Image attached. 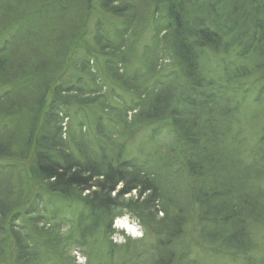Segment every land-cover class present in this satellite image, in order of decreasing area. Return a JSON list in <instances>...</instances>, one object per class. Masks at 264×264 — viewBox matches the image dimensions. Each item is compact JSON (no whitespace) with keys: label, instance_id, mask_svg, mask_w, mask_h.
<instances>
[{"label":"trees","instance_id":"obj_1","mask_svg":"<svg viewBox=\"0 0 264 264\" xmlns=\"http://www.w3.org/2000/svg\"><path fill=\"white\" fill-rule=\"evenodd\" d=\"M102 1L105 3L103 5L107 6L113 0ZM177 1L183 9L181 0H175L176 4ZM183 1L185 2V0ZM47 2H51V0L28 1L26 8L44 5L29 11L30 13L26 12V14L25 12L21 14L20 10L17 9L18 7L10 10L11 13L6 10L3 16L4 21L11 19L14 23L20 18L23 24L14 31L11 38L6 37L4 45L0 46V120L2 115H7L8 128L13 123L16 128V125L21 124V120L26 119V132L29 133V142L27 149H22V153L16 155L29 160L31 179L35 178L34 171L37 172L41 176V180L48 181V187L45 190L52 193L49 197L57 196L61 201L64 190L69 193L71 191L77 193L80 190L84 193V191L96 189L99 197L94 203L101 202L102 205H96V208L90 205L85 213L86 216L96 213L92 219L95 227L104 226L103 228L106 229L108 224H112L115 218L121 217L126 211L136 216L145 230H152L155 233L156 242L150 248L151 252L155 254L152 264H201L191 257V249L187 248L183 253H179L177 249L178 241L186 236L189 225L194 228L196 241L199 239L203 246L209 247L208 252L214 258L221 257L222 260H225L224 252H241L245 249L242 245L250 247L246 244L248 232L245 225L249 224L250 221L259 220V218L264 221V189H248L251 177L264 176V166L261 168L257 166L260 162L264 163V135L259 137L261 145L256 150L248 148L245 139L240 136L244 130L240 127L239 133H234L233 114L228 113L224 108H229L228 102H218L219 99L216 101L213 99L214 101L208 100V103H212L211 105L201 104L198 106L194 99L202 87H207L209 91H214L218 87L216 80L210 76L217 72L222 65L225 71H229V75L236 71L233 68L236 61L224 65L222 63V59L226 60L224 57L216 61L217 67L212 65L213 62L207 64L203 55L197 56L196 50L200 44L206 46L204 50H209L213 46L214 51H222L224 44L220 42V34L213 32L214 30L205 23H200L197 28L189 25L187 20L189 17L185 16L187 18L185 19L179 6L173 7L174 5L170 1L165 0L164 5L170 8L169 11L165 9L168 14L165 11L166 14L163 13L164 15L156 14L152 17V26L158 34L153 36L151 46L159 49L160 47L153 43L161 42L164 44L165 49L155 52V55L157 52H161L164 56L155 62L152 59L147 64V70L144 74L146 81L142 86H139L140 89L135 85L134 87H127L129 91L135 92L137 90L138 92L135 93L134 99L124 104L125 109L120 110V112L118 108L115 109L117 116L118 113L122 112V115H119V122H122L120 121L122 116L123 121L126 122L129 112H137L138 110L141 114H138L137 120L127 128L121 127L118 123L109 128L107 125L112 119L108 118L106 125L102 120L103 118L97 114V118L93 117V125H96L94 141L85 139L87 136L82 133H76L80 134V137H77L75 142L73 141L74 146L72 147L70 139L68 140L66 137L67 133L64 135L62 127L58 124V119H61V116L66 115L69 111L63 102L62 95L69 97L70 94L77 96L89 94V87L81 83L84 77L82 74L86 69L81 72L79 62L74 61L73 57L70 62L68 60L69 55L67 56L70 51L68 52L67 48L64 47L59 56L56 52L54 53L55 59L50 61L46 59L47 63L45 64L48 67L39 71L28 68V73L42 74V77H47L49 80L57 75L61 81L58 80V83H54L55 85L52 87L54 97H52L49 107L45 108L44 118L40 120V117L34 113L35 106L29 109L21 104L17 105L12 96L13 93L19 94L23 88L21 86L22 76H24L22 72L27 63L21 61L10 63L9 60L5 62L10 55H13L11 49L22 35L23 28L33 24L37 18L43 15L44 9L49 8ZM84 2L85 0H82V3ZM123 21L120 24L121 27L122 23L123 26L127 24ZM182 24L186 25V30L183 29ZM100 29L99 26L97 33L99 38L102 37ZM166 31L172 35V42L168 36L165 39L164 35H160ZM84 33V27L80 26V31L75 32L71 39L77 34L73 41L81 40L85 35ZM109 42H112V39H109ZM168 42L171 44L167 45ZM167 46L176 49L175 53H179L178 56L180 57L185 55L189 58L188 54L194 56L191 69L188 68L189 73L186 74L188 71L185 73L189 77L186 86L182 84L179 88L180 93L177 91L168 95L162 91L165 81L169 79L167 76L170 75V73H165L170 64L163 63L166 60L165 53L170 51L166 48ZM151 47L146 49L150 53H152ZM85 51L86 56L83 60L88 61L87 56L91 54V51L88 49ZM240 55L247 56L244 52H241ZM68 70L71 74L67 73ZM67 74L69 75L66 78L65 75ZM96 76L97 74H93V78L96 79ZM152 76H154L153 79L147 80L148 77ZM259 85L261 88L258 98H262L264 95V76ZM203 91L206 92L205 89ZM46 92L47 90L42 94L47 98ZM205 94L208 95V93ZM45 97L41 96L38 106L41 105L42 101L45 102ZM107 102L110 101H99L102 110L108 111L106 109L114 105ZM86 105L84 110L83 107H81L82 110L80 109L82 116L90 114V109L87 108L89 105ZM5 106H8L6 111L3 108ZM28 115H32L33 118L30 120ZM6 118L2 119L5 120ZM14 119L17 120L14 121ZM4 120L0 121V128L7 124ZM82 122H86V120ZM148 124L151 125L148 127V141H145L152 147L149 145V150L143 153L144 157L138 159L137 156L139 155L132 154L126 143L130 137L136 135L138 130L143 129V126ZM3 142H7V146H5L7 152L1 156L9 158L15 154L14 149L12 150L13 144L8 143L9 141ZM162 148L164 151L161 153ZM246 148L251 154L250 162L242 158L243 149L246 150ZM156 155H158L157 158H155ZM182 164L191 174L188 181L181 179L180 175L182 176V174L178 173L182 170ZM117 186H121L120 190ZM134 191H136L138 198L127 202L124 196L130 195ZM113 193H115L114 196H112ZM26 199L12 201L10 196L6 199L4 193L0 194V264H9L7 257H5L8 244L5 239L8 227L5 225L7 217H10L7 220L10 231L17 233L25 231L27 235L26 237L19 236L16 239V246L20 252L15 255L17 258L15 264H31V251L35 253L33 256H36L38 249L31 246H34V240L38 239V235L34 234L35 231L30 229L29 224L18 223L23 219V212L30 213V210L24 206ZM50 204L52 202L48 205ZM20 207L25 208L21 213L16 211V209L20 210ZM14 209L15 212L11 214ZM159 213H162L160 219H158ZM41 218L34 215L28 217L27 221L33 226L39 224L37 222L42 221ZM66 219H62L59 215L57 221L64 225L67 223ZM57 221H54L56 225ZM48 222L54 223L49 220ZM28 228L30 234H33V238L28 234ZM249 230L250 226L248 227ZM165 239L166 242L164 243ZM70 240L72 239L67 238V241L70 242ZM246 257L248 263L245 264H251L249 252ZM223 263L228 264L227 262ZM234 263L231 262L230 264Z\"/></svg>","mask_w":264,"mask_h":264},{"label":"rangeland","instance_id":"obj_2","mask_svg":"<svg viewBox=\"0 0 264 264\" xmlns=\"http://www.w3.org/2000/svg\"><path fill=\"white\" fill-rule=\"evenodd\" d=\"M28 1L36 2V0H0V46L4 45L6 37L11 38L14 31L18 30L23 24L20 18L14 23L11 19L4 21L3 16L6 10L11 13L10 10L18 7L17 9L20 10L21 14L24 12L26 14V12L44 5L26 8ZM168 1L174 5L173 7L179 6L184 17H189L188 19L185 17L189 25L197 28L200 23H205L210 29L214 30L213 32L220 34V42L224 44L222 51H214L213 46L209 50H204L206 46L200 44L196 50L197 56L203 55L205 57L204 61L207 64L213 62V66H217L216 61L224 57L226 58V60L222 59L224 65L236 61L233 67L236 71L230 75L229 71H225L222 65L223 67L221 66L217 72L210 76L216 80L218 86L214 91L202 87L198 94L195 93L197 96L194 99L198 106L201 104L211 105L212 103H208V100L213 99L215 101L219 99L218 102H228L229 108H224L228 113L233 114L234 133H239L241 127L244 133H240V136L245 139L247 147L256 150L261 145L259 137L264 135V95L261 96L262 98H258L261 88L259 84H261L264 76V0H185V2L181 0L183 9L178 1L177 4L175 0ZM47 3L49 8L44 9L43 15L37 18L33 24L23 28L22 35L11 49L13 55L5 60V62L9 60L10 63L18 61L27 63L22 72L24 76H22L21 86L23 88L19 94H12L13 100H16L15 103L29 109L35 106L34 113L40 117V120L44 118L45 108L49 107L48 105L54 97L52 87L55 82L58 83L60 77L55 75L52 80H49L47 77H42V74L28 73V68L39 71L44 67H48L45 64L47 63L46 59H49V61L55 59L54 53L56 52L59 56L64 47L67 48L68 52L70 51L67 54V56L69 55L68 60L73 57L74 61L79 62L81 72L86 69L82 74L84 77L81 83L88 86V90H90V92L86 91L89 94H81V96L68 94V97L62 95L63 102L67 105L69 111L66 115L61 116V119H58V124L62 127L63 134L67 133L66 137H68V140L70 139L72 147L74 146L73 141L75 142V139L80 137L81 133L87 136L85 139L94 141L96 125H93V117L97 118V114L103 118L105 124L108 123V118L114 121V123H111V121L110 125L106 124L109 128L117 123L121 127L132 126L133 122L137 120V115L141 112L138 110V113L135 111L129 112L127 121H123L122 116L120 117L122 122H119V115L121 116L122 112L118 113L117 116V110L115 109L118 108L119 112L125 109L124 104L134 99L135 93L138 92L137 90L135 92L129 91L127 87L142 86L146 81L144 74L147 70V64L152 59L155 62L158 58L164 56L161 52H157L155 55L156 50L162 51L165 49L164 44L161 42L153 43L158 45L159 49L151 46L153 36L155 37L158 34L152 26V17L156 14H166L165 9L169 11L170 8L164 5L165 0H113L107 6L103 5L105 3L102 0H85L84 3H82V0H51ZM81 6L82 8H80ZM122 20L127 24L123 26L122 23L121 27ZM80 26L84 27L85 35L81 40H75L76 42H74L73 39L77 34L72 39L71 36L80 31ZM99 26L102 34L101 38L97 36ZM182 27L186 30V25L182 24ZM168 32L166 31L160 35H164L165 39L168 36L171 41L172 35ZM109 39H112V42H109ZM171 42H168L167 45ZM147 47L152 48V53L146 50ZM166 48L170 51L165 53L166 60L163 63L170 64L167 67L168 70L165 71L170 75L167 76L169 79L165 81L162 91L166 95L177 91L180 93V86L182 84L186 86L189 79L186 74L191 69L190 66L194 56L188 54L189 58L185 55H183L184 58L182 56L181 58L178 56L179 53H175L176 49L171 46ZM86 49L91 51V54L87 56L89 63L83 60L86 56L84 53ZM241 52H244L247 56L240 55ZM85 66L87 67L85 68ZM67 73H69V70ZM69 74L65 77L67 78ZM93 74H97L96 79L93 78ZM153 78L154 76L148 77L147 80ZM62 79L64 78L62 77ZM46 90L47 98L42 94ZM205 93H208V95ZM41 96L46 99L38 106ZM104 100H109L110 102L107 103L114 104L106 109L108 111L100 108L99 101L104 102ZM86 104L89 105L87 108L90 109V114L82 116L80 112L85 109ZM81 107L83 108L81 109ZM3 108L6 111L8 106ZM6 116L2 115L1 117L6 118ZM27 117L30 120L33 118L32 115ZM2 118L0 121L4 120ZM25 120H21V124L16 125V128L15 125L13 126L14 123L10 124L8 128L9 120L6 118L4 122L7 124L0 128V194L4 193L6 199L10 196V199H13L12 201L27 198L24 206L30 210V213L23 212L22 210H25L23 207H20V210L16 209V211L24 213L23 219L18 223L29 224L30 229L35 231L34 234L38 235V239L34 240V246H31L38 249L35 257L33 256L34 252H30L31 264H152L155 254L151 252L150 248L156 242V236L154 231L145 230L136 216L126 211L121 218L115 219L110 225L108 224L106 229L103 228L104 226L95 227L92 219L96 213L89 214L88 217L85 213L90 205L95 208L96 205H102L101 202L94 203L96 198L99 197L96 189L84 191V193L80 190L77 193L71 191V194L64 190L62 191L63 200L61 201L57 196L49 197L52 193L45 190L48 187V181L41 180V176L37 172L34 171L35 178L31 179L29 160L16 155L21 154L22 149H27V143L29 142ZM84 120L86 122H82ZM150 125H144L143 129L138 130L135 133L136 135L130 137L126 143L132 154L139 155L137 156L138 159H142L144 157L143 153H146L151 146L146 142L148 141L147 135L149 134L148 127ZM3 141H9L8 143L13 144L12 150L14 149L15 154L9 158L1 156L7 152L5 147L7 142ZM163 151L162 148L161 153ZM243 152V160L250 162L251 154L247 148L246 150L243 149ZM171 155L172 153L170 157ZM257 166L261 168L264 163L260 162ZM178 173L182 174L180 177L185 181H188L191 176L183 164L182 170ZM249 181L251 183L249 182L248 189H264V176H258L257 178L253 176ZM120 187L117 186L118 190H120ZM43 193L45 194L43 195ZM124 198L129 202L131 199L138 197H136V191H134L132 194L124 196ZM51 202L52 204L48 205ZM14 212L15 209L11 214ZM34 215L42 217L41 220H43L37 222L39 224L31 226L27 218ZM59 215L62 219L67 218L66 224L63 225L60 221H57ZM158 217L160 219L162 213H159ZM9 218L5 219V225L8 226L7 234H5V239L8 242L5 257H7L9 264H15L17 260L15 255L20 252L16 246V239L19 236L26 237L27 235L25 231L19 233L10 231L7 221ZM48 220L57 221L58 223L57 225L55 222L49 223ZM117 222L127 224L128 228H117ZM249 226L250 230L248 231ZM245 228L248 232L246 244L250 247L242 245L245 248L244 251L242 250L243 252L229 251V254L222 252L225 260H222L221 257L214 258L208 252L209 247L203 246L199 239L196 241V234L192 225H189L186 236L182 237L178 241V246H176L179 253L185 252L187 248L191 249V257L201 264H215V262L217 264H225L223 262L245 264L248 263L246 261L248 252L251 264H263L264 221L260 218L254 222L250 221L249 224L245 225ZM129 229L132 231H129ZM27 232L28 234L31 233L29 228ZM30 236L33 238V234H30ZM67 238L72 240L69 242Z\"/></svg>","mask_w":264,"mask_h":264},{"label":"clouds","instance_id":"obj_3","mask_svg":"<svg viewBox=\"0 0 264 264\" xmlns=\"http://www.w3.org/2000/svg\"><path fill=\"white\" fill-rule=\"evenodd\" d=\"M117 228H128L127 224L121 223V222H117L116 224ZM129 231H132L131 229H129Z\"/></svg>","mask_w":264,"mask_h":264}]
</instances>
